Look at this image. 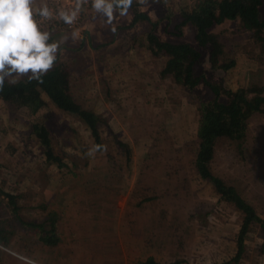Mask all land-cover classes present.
Masks as SVG:
<instances>
[{
	"label": "rangeland",
	"instance_id": "obj_1",
	"mask_svg": "<svg viewBox=\"0 0 264 264\" xmlns=\"http://www.w3.org/2000/svg\"><path fill=\"white\" fill-rule=\"evenodd\" d=\"M178 5L176 0H148L146 5L138 4L145 17L137 18V23L131 27L139 33L137 44L145 45L137 59L150 56L158 64L160 79L169 81L167 87H161L157 92L160 99L157 110L173 109L165 114L171 128L170 139L165 144L166 158L171 161L158 165L157 174L163 173L158 174L160 179H149L147 173H142L143 178L132 180V174L122 172L128 169V164L120 167L115 162L107 163L104 155L108 152L111 158L118 152L113 133H107L105 126L104 130L99 127L100 145L104 148L93 157L86 156L89 148L97 145L92 133L82 120L63 112L46 96H43L44 105L34 116L25 107H15L0 100V125L4 127L0 129V144L3 149L4 146L19 145L21 152L25 151L27 155L40 154L37 144L43 146L31 132V120L37 118L49 130L54 152L65 164L59 167L56 163L43 161L38 165L36 161H27L28 166H24L29 170L27 179L16 177L14 180L23 183L17 185L28 193L20 199V203L25 204H21L25 213L17 211V214L23 219H31L28 222L39 228L20 227L9 209L0 207V218L7 219L4 226L8 230V240L5 244L0 241V264H137L149 256L161 263L264 264V233L256 223L250 227L243 250L235 259L242 214L232 204L219 199L212 183L202 179L195 167L198 139L193 132L198 126L200 104L211 100L214 93L203 80L193 91H188L173 77L162 76L165 58L152 56L142 37L152 32L172 43H191L186 39L193 38V27L185 25L181 31L176 28L181 21ZM260 16L264 19V0ZM114 17L116 19V15ZM132 17L130 12L121 19L117 16V26L128 29L131 24L127 22L131 23ZM238 26L237 20H224L211 27L223 44L225 57L234 58L235 64L229 69L211 68L208 47H196L193 39L191 44L201 54L194 72L230 89L264 85V48ZM58 63L70 72L71 93L86 108L102 116V85L93 80L95 75H100L99 65L79 66L80 62L72 63L69 59L54 62ZM148 85L151 89L152 85ZM164 94L180 101H174L172 107ZM221 99L224 101L225 96ZM190 110L194 111L192 117L187 115ZM188 121L193 135L185 133L180 126ZM237 146L235 140L219 138L208 167L214 175L235 186L264 218V116L254 113L247 119L244 150L239 152ZM130 153L132 156V149ZM119 154L123 157L126 152L120 148ZM42 155L45 157L43 152ZM20 158L22 156L17 155L13 159L18 163ZM21 162L25 165L23 159ZM20 165H15V169L19 170ZM2 177L0 174V179ZM9 186L0 182L5 191ZM31 192L35 194L32 197L35 204L25 200ZM41 199L48 200L44 204L46 209L37 207ZM52 218L58 242L47 245L39 239L40 226L50 229Z\"/></svg>",
	"mask_w": 264,
	"mask_h": 264
},
{
	"label": "trees",
	"instance_id": "obj_2",
	"mask_svg": "<svg viewBox=\"0 0 264 264\" xmlns=\"http://www.w3.org/2000/svg\"><path fill=\"white\" fill-rule=\"evenodd\" d=\"M263 0H182L179 1L177 12L181 17L176 28L181 31L185 25L194 29V40L200 47H208L209 63L211 68L229 69L235 64L234 58L225 57L222 42L217 33L211 31V27L220 24L224 20H237L238 29L247 33V36L260 47L264 48V19L260 16V6ZM133 14L132 23L139 17H145L138 9V3L134 0L128 10ZM147 44V49L154 57L165 58L161 75L173 77L188 91H193L200 81L212 90L214 97L200 104V117L197 126L198 150L195 158V167L198 175L212 183L219 199L232 204L241 214L242 223L237 235L238 250L236 258L241 254L244 239L253 224H259L264 233V218L246 201L235 186L227 184L222 178L214 175L208 164L215 155V143L221 138H227L238 142L239 152L244 150L243 139L246 134L247 119L254 113L264 116V85L256 84L249 87L230 89L220 83L204 79L203 74L194 72V65L199 61L201 54L194 45L189 42L172 43L158 38L152 32L142 35ZM71 76L69 70L63 64L54 66L42 76V83L38 80H29L25 77L16 83L5 81L0 90V100L15 107H25L30 115L41 108L45 101L43 96L49 98L57 108L63 112L75 115L82 120L94 137V142L100 145L99 127L105 123L102 116L93 110L86 108L71 93ZM225 96L222 101L221 96ZM31 132L39 139L43 146L45 163H56L64 166L62 158L54 152L51 143L50 132L42 121L37 118L31 120ZM123 145L126 155H130L129 147ZM0 207H6L12 213L13 218L19 222L20 227L31 225L17 214L16 195L5 191L0 187ZM6 218H0V241L2 244L8 240L5 228ZM50 229H42L39 239L47 245L58 242V235L54 232L55 220H50ZM13 232V229H12ZM264 239V238H263ZM137 264H180L179 261L161 263L149 256Z\"/></svg>",
	"mask_w": 264,
	"mask_h": 264
},
{
	"label": "crops",
	"instance_id": "obj_3",
	"mask_svg": "<svg viewBox=\"0 0 264 264\" xmlns=\"http://www.w3.org/2000/svg\"><path fill=\"white\" fill-rule=\"evenodd\" d=\"M42 3L43 0H36L33 10L41 6ZM114 15H116V19L114 17L112 24H108L104 18L93 12L91 5H88L83 10L82 32H79V30H67L61 25H54L42 31L50 33L49 43L56 42L59 45L56 61L69 59L72 63L80 62L79 66L82 64L87 66L99 65L100 75H95L93 80L102 85L100 114H102V118L104 117L107 124L104 123L101 126L103 130L105 127L107 128V133H113L118 152L117 155L111 156V158L107 152L104 155L106 156V162H115L120 167L128 164V169H123L122 172L127 171L126 175L132 174V180L143 178L144 174L142 173H147V178L149 179L157 180L160 179L158 174H163H157L159 171L158 165H164L171 161L166 158L165 144L170 139L169 131L171 128L168 126L170 121L166 119L165 114L173 111V109L169 107L167 110L166 108H162L161 111L157 110L160 105L157 92H159V88L167 87L166 85L169 81L160 79L162 77L159 74L158 64L150 59V56L137 59V54L145 50L144 44H137L138 31L131 28L137 23V20L133 24L132 21L131 23L127 22L131 25L127 26L128 29L123 30L122 27L117 26V16L120 19L122 16L118 12L114 13ZM113 25L116 28L115 32L112 31ZM126 36L127 38H125ZM160 38L165 39L163 36H160ZM193 39L191 37L186 40L193 43ZM165 40L171 42L168 39ZM193 44L196 47L198 46L195 43ZM89 60L91 61L88 63ZM25 77L28 76H20L17 81ZM173 82L176 84L174 80ZM148 84L152 85L151 89ZM137 92L139 95L136 97L133 93ZM164 96L166 97L165 100L169 101L168 104L174 107L172 104L176 101V98H172L171 95L169 97L167 94H164ZM165 100L163 99V101ZM179 101L178 99L175 103ZM187 115L194 116V111H188ZM188 124L189 121L180 126L185 129V133L191 132L190 134L192 135L194 133L196 137L197 128L192 133ZM2 126L1 124L0 129H4ZM186 140L187 143L190 142L188 137ZM119 142L126 144L129 149H132V156H130V153L129 156L125 154V156L121 157L119 153L123 145ZM37 145L39 147V144ZM38 147L40 154H36L38 150L33 151L36 155H27L25 151L21 152L19 145L13 148L4 146L3 152L0 154V174L3 176L0 182L11 185L6 190L16 195L18 213H25L21 207L23 202L20 203V199L28 193L27 191L24 193V190L19 188L18 185L23 183H16L14 180L17 179L16 177L27 179L29 170L24 168V166H28L27 161H36L38 165H41L43 161H47L42 155L43 148ZM17 155L22 156V158L19 159L18 163H15L13 158ZM22 159L25 165L22 164ZM15 165H20L19 170L15 169ZM22 174H24L23 177L19 176ZM11 181H14V183L12 184ZM13 185L15 187H12ZM34 195V192H31V194L26 196L25 200L33 203L32 197ZM46 201L48 200L41 199V203L37 207L46 209L44 205ZM21 219L26 222L31 221V219Z\"/></svg>",
	"mask_w": 264,
	"mask_h": 264
},
{
	"label": "clouds",
	"instance_id": "obj_4",
	"mask_svg": "<svg viewBox=\"0 0 264 264\" xmlns=\"http://www.w3.org/2000/svg\"><path fill=\"white\" fill-rule=\"evenodd\" d=\"M134 0H74V7L59 9L54 13L47 3L35 8L41 20L58 18L72 25L86 5L112 24L114 13L125 16ZM140 5H146L148 0H136ZM36 0H0V90L8 80L16 83L17 78L27 75L29 80L42 81L57 60L58 43L51 42L50 33L42 31L40 24L34 19L33 6ZM112 31L116 28L113 25ZM75 35V33H73ZM104 148L94 145L89 148L86 156L93 157ZM106 150V149H104Z\"/></svg>",
	"mask_w": 264,
	"mask_h": 264
},
{
	"label": "built area",
	"instance_id": "obj_5",
	"mask_svg": "<svg viewBox=\"0 0 264 264\" xmlns=\"http://www.w3.org/2000/svg\"><path fill=\"white\" fill-rule=\"evenodd\" d=\"M176 1H182V0H176ZM43 3H47L49 8L54 13L58 12V10L62 9V8L67 10L69 8L74 7V0H43ZM86 6H88V5H86ZM83 10L81 11L78 18L76 19V21H74V23L72 25H68V24L64 23L62 20L55 18V16H54V18H52L50 20H43L42 21L41 18L36 14L35 10H33V16H34V19H36L37 22L40 24L41 30L49 28V27L54 26V25H61L63 28H65L67 30L76 31V30H80L82 27ZM0 151H3V145H1V144H0Z\"/></svg>",
	"mask_w": 264,
	"mask_h": 264
}]
</instances>
